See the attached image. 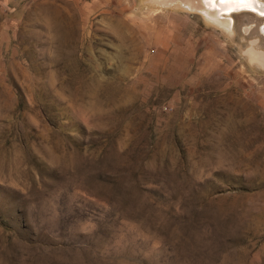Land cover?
<instances>
[{
    "label": "rangeland",
    "instance_id": "obj_1",
    "mask_svg": "<svg viewBox=\"0 0 264 264\" xmlns=\"http://www.w3.org/2000/svg\"><path fill=\"white\" fill-rule=\"evenodd\" d=\"M192 2L0 0V264H264V13Z\"/></svg>",
    "mask_w": 264,
    "mask_h": 264
},
{
    "label": "bare ground",
    "instance_id": "obj_2",
    "mask_svg": "<svg viewBox=\"0 0 264 264\" xmlns=\"http://www.w3.org/2000/svg\"><path fill=\"white\" fill-rule=\"evenodd\" d=\"M262 6L264 4L259 0H227V2H223V0H197L193 4H187V7L196 8L202 12L210 23L212 21L215 24L227 26V29L231 26L229 15L240 11L260 12Z\"/></svg>",
    "mask_w": 264,
    "mask_h": 264
},
{
    "label": "flooded vegetation",
    "instance_id": "obj_3",
    "mask_svg": "<svg viewBox=\"0 0 264 264\" xmlns=\"http://www.w3.org/2000/svg\"><path fill=\"white\" fill-rule=\"evenodd\" d=\"M260 2H262V0H260ZM264 2V1H263ZM263 14L264 13V6H262L261 10H260V14Z\"/></svg>",
    "mask_w": 264,
    "mask_h": 264
},
{
    "label": "snow or ice",
    "instance_id": "obj_4",
    "mask_svg": "<svg viewBox=\"0 0 264 264\" xmlns=\"http://www.w3.org/2000/svg\"><path fill=\"white\" fill-rule=\"evenodd\" d=\"M223 2H227V0H223Z\"/></svg>",
    "mask_w": 264,
    "mask_h": 264
}]
</instances>
